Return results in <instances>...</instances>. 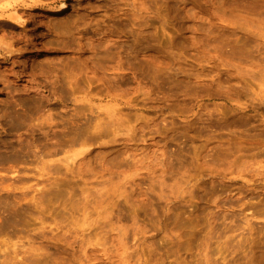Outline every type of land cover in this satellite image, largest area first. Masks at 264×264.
<instances>
[{
	"label": "rangeland",
	"instance_id": "374dc122",
	"mask_svg": "<svg viewBox=\"0 0 264 264\" xmlns=\"http://www.w3.org/2000/svg\"><path fill=\"white\" fill-rule=\"evenodd\" d=\"M36 1L0 0V264H264V0Z\"/></svg>",
	"mask_w": 264,
	"mask_h": 264
},
{
	"label": "bare ground",
	"instance_id": "6f19581e",
	"mask_svg": "<svg viewBox=\"0 0 264 264\" xmlns=\"http://www.w3.org/2000/svg\"><path fill=\"white\" fill-rule=\"evenodd\" d=\"M34 1V0H33ZM39 1V0H38ZM38 1H36L35 3H38ZM34 5V4H33ZM41 5V4H40ZM14 7V6H13ZM67 7V4H66V2H62V4H60L57 8H55L54 10H53V12H55V13H58V12H62V11H64V9ZM10 9V8H9ZM8 9V10H9ZM14 9V8H13ZM0 11H2V10H0ZM1 14V13H0ZM4 14H5V12H4ZM3 13L1 14V15H4ZM13 15L11 16V18H13V20L14 19H16L17 21L19 20V19H22V15L20 16V14H18V12L17 13H12ZM10 15V14H9ZM8 15V16H9ZM6 17H7V15H6ZM5 18V17H4ZM1 54V53H0ZM3 57H6V55H4ZM83 149H84V147H82ZM85 149H87V147L85 148ZM84 149V150H85ZM84 150L83 151H80V152H76L75 151V153H73V155H71V156H69V158H67V159H71L70 161H72L73 159L72 158H74V160L76 159V156L78 155L79 156V154L81 153V152H84ZM86 151V150H85ZM79 153V154H78ZM77 156V157H78ZM86 213V212H85ZM88 218V217H87ZM86 220V219H85ZM86 222V221H85Z\"/></svg>",
	"mask_w": 264,
	"mask_h": 264
}]
</instances>
